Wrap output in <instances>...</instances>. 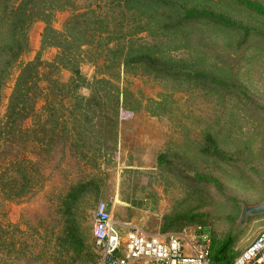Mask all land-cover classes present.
Instances as JSON below:
<instances>
[{"label": "rangeland", "instance_id": "374dc122", "mask_svg": "<svg viewBox=\"0 0 264 264\" xmlns=\"http://www.w3.org/2000/svg\"><path fill=\"white\" fill-rule=\"evenodd\" d=\"M250 1L251 14L240 8L245 2L175 0L167 9L173 21L158 19L141 32L139 14L113 0H0V48L18 36L29 47L20 64L38 54L54 61L61 51L42 50L45 29L66 32L76 16L74 40L86 43L83 75L111 82L89 102L59 94L54 118L42 84L36 109L18 125L22 133L6 135L0 168L25 160L43 184L21 197L0 190V264H102L94 243L101 202L118 230L130 224L167 236L198 225L216 248L232 239L231 258L264 229V215L242 221L244 207L264 202V0ZM191 8L205 15L184 14ZM130 47L165 58L167 74L116 67ZM18 69L2 94L0 124ZM81 107L97 111L81 116ZM77 184V199L66 206Z\"/></svg>", "mask_w": 264, "mask_h": 264}, {"label": "trees", "instance_id": "16d2710c", "mask_svg": "<svg viewBox=\"0 0 264 264\" xmlns=\"http://www.w3.org/2000/svg\"><path fill=\"white\" fill-rule=\"evenodd\" d=\"M174 1L175 0H113V3L138 13L140 18L145 22L140 30L141 32H145L148 31L150 25L158 19L173 21V16L171 14L168 16L167 9L169 10L170 6L172 7V2ZM176 1H184L187 5L194 6L191 5V2H194L195 0ZM230 1H235L240 4L245 2L240 8L251 14L250 0ZM32 5L34 4L29 6ZM187 5H185L184 8ZM19 13L20 12H15L14 15L16 16ZM193 13H195V16L197 17L195 20H199L203 17L202 15H205L200 9H184V14L192 15ZM210 13L211 14L209 15L216 20L215 23L222 25L220 21L223 17L215 16L213 11ZM76 23L75 16L70 23H67L65 27L66 32H60L52 25L46 27L42 39V50L48 47L58 48L61 51L57 58L52 62L43 61L41 54H38L34 61L20 64L22 56L29 50L28 44L19 43L18 36L15 35L5 37L7 46L0 48V101L7 82L12 77L15 68L19 67V69L13 91L9 98L4 121L0 124V152L6 135L22 133L23 130L18 125L22 118L27 119L30 112L36 109L34 101L37 100H34V91L39 89L40 93L43 94V90H41L42 84L46 86L43 94L45 103L44 109L49 110L51 118H54L57 114L58 107L56 101L58 100L59 94H63V96H66L70 101L82 99L89 102L93 100V97L96 98V96L104 91V86L111 85V82L108 81V79L97 77L88 79L83 75L81 70L82 62L79 61V59L84 53H86H80V50H82L86 43L82 44V41L77 43L78 40H74L73 31ZM234 30L238 33H242L241 28L239 30ZM25 41L28 42V39L26 38ZM73 45H76V49ZM118 61L119 63L116 64V67H128L130 64L143 65L145 67L149 65L153 68L154 72H159L164 75L167 74L164 73L166 70V59L153 54L151 49L139 51L134 47H130L120 57L118 56ZM108 69L111 68L108 67ZM67 72L70 74L69 79L67 82L62 83L60 80L62 79L61 76ZM80 88H90L91 95L89 97L83 96L78 92ZM120 95L121 93L117 91L116 97L112 96L116 103V114L119 110ZM80 110L84 112L82 115L80 114L81 116H88V112L93 111L91 108L86 109L84 107H81ZM84 121L88 124H92L90 119ZM25 133L29 136V134L33 132L25 129ZM10 164V168L9 166L6 167L5 164H3L5 166L0 168V190L3 193L10 190L17 191L15 195L21 197L28 192H33L37 187L43 184V179H41L40 173L39 175L33 176L32 172L29 170V166H27L28 163L25 162V160L20 162L12 161ZM35 171L38 173L39 170L36 169ZM14 175L15 177L18 176L20 179L16 180ZM77 187L78 184L70 189V192L66 197V206H69L72 202L76 201ZM232 243L233 240L229 239L222 243L218 248L212 245L215 263L224 262L232 256V253H229L231 251Z\"/></svg>", "mask_w": 264, "mask_h": 264}, {"label": "built area", "instance_id": "2783aa9c", "mask_svg": "<svg viewBox=\"0 0 264 264\" xmlns=\"http://www.w3.org/2000/svg\"><path fill=\"white\" fill-rule=\"evenodd\" d=\"M94 243L102 264H264V229L238 255L215 263L204 227L193 225L167 236L147 234L130 224L118 230L105 202L96 209Z\"/></svg>", "mask_w": 264, "mask_h": 264}, {"label": "water", "instance_id": "95a60500", "mask_svg": "<svg viewBox=\"0 0 264 264\" xmlns=\"http://www.w3.org/2000/svg\"><path fill=\"white\" fill-rule=\"evenodd\" d=\"M261 215H264V202L256 206L244 207L242 211V221L244 222L249 216L257 217Z\"/></svg>", "mask_w": 264, "mask_h": 264}]
</instances>
